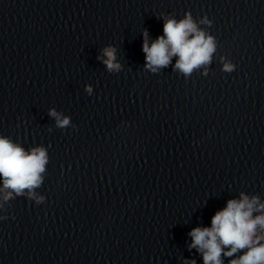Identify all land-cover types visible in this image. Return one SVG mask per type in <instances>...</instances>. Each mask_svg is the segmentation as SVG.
I'll use <instances>...</instances> for the list:
<instances>
[{
    "label": "clouds",
    "instance_id": "9594fccd",
    "mask_svg": "<svg viewBox=\"0 0 264 264\" xmlns=\"http://www.w3.org/2000/svg\"><path fill=\"white\" fill-rule=\"evenodd\" d=\"M200 23L210 25L211 21L204 17ZM143 35L145 68L153 73L166 68L171 58L177 56L174 69L188 76L196 68L209 64L216 50L214 37L198 27L190 12L179 21L165 19L163 36L157 37L150 46L147 30ZM115 52L111 46L103 49V63L109 72L121 70ZM234 70V64H223V71L231 73ZM85 90L89 94L92 92L91 86H86ZM48 114L55 118L56 127L63 129L70 125V118H62L55 109H50ZM47 163L48 153L43 146L26 151L7 137L0 136V177L3 178L0 193H3V201L22 196L27 190L29 199L43 202L44 197L34 190L43 182L42 173ZM254 212L259 214L254 216ZM189 236L192 238L189 249L195 248L202 255L203 264H223L222 255L235 257L229 260V264H264V202L258 196L250 198L241 193L238 200H228L226 207L215 213L210 227H195ZM189 264L196 262L192 260Z\"/></svg>",
    "mask_w": 264,
    "mask_h": 264
}]
</instances>
